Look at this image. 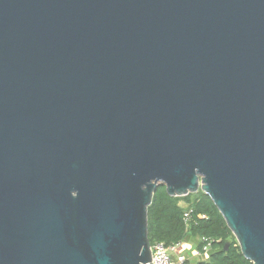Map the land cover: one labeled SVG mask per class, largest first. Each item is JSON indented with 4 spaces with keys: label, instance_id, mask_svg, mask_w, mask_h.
I'll return each mask as SVG.
<instances>
[{
    "label": "water",
    "instance_id": "95a60500",
    "mask_svg": "<svg viewBox=\"0 0 264 264\" xmlns=\"http://www.w3.org/2000/svg\"><path fill=\"white\" fill-rule=\"evenodd\" d=\"M160 185L264 264V0H0V264H152Z\"/></svg>",
    "mask_w": 264,
    "mask_h": 264
},
{
    "label": "trees",
    "instance_id": "16d2710c",
    "mask_svg": "<svg viewBox=\"0 0 264 264\" xmlns=\"http://www.w3.org/2000/svg\"><path fill=\"white\" fill-rule=\"evenodd\" d=\"M181 202L193 209L188 227L182 220L184 207ZM201 214L206 217L200 218ZM201 236H207L214 241L205 258L199 259L197 264H252L242 255L234 235L206 194L198 190L186 196H170L164 185L158 186L148 208L150 244L161 241L168 246L194 238L197 239V247H201Z\"/></svg>",
    "mask_w": 264,
    "mask_h": 264
},
{
    "label": "built area",
    "instance_id": "2783aa9c",
    "mask_svg": "<svg viewBox=\"0 0 264 264\" xmlns=\"http://www.w3.org/2000/svg\"><path fill=\"white\" fill-rule=\"evenodd\" d=\"M193 209L190 206H184L182 213V220L186 227L189 226L192 219ZM200 218H205V214L199 215ZM200 240L202 246L196 250L195 255L197 257L205 256L210 248L211 244L214 241L213 239L207 236H201ZM181 243L176 242L171 245H165L161 241H155L150 244L151 251V263L152 264H190L187 260L186 255L179 251Z\"/></svg>",
    "mask_w": 264,
    "mask_h": 264
},
{
    "label": "crops",
    "instance_id": "0c3cea01",
    "mask_svg": "<svg viewBox=\"0 0 264 264\" xmlns=\"http://www.w3.org/2000/svg\"><path fill=\"white\" fill-rule=\"evenodd\" d=\"M180 243L181 245L179 251H182L186 255L187 260L190 264H194V259L195 263H197L199 259H203V257L205 258L206 255L201 257H197L195 255L196 250H198L200 247H196L194 250H192L191 246L187 243V241H181Z\"/></svg>",
    "mask_w": 264,
    "mask_h": 264
},
{
    "label": "rangeland",
    "instance_id": "374dc122",
    "mask_svg": "<svg viewBox=\"0 0 264 264\" xmlns=\"http://www.w3.org/2000/svg\"><path fill=\"white\" fill-rule=\"evenodd\" d=\"M160 186H163V185H160ZM191 194H193V193H191ZM181 204H182V206L184 207V206H188V205H186L185 203H183V202H181ZM187 243L191 246V248H192V250H194L196 247H197V239H194V238H189L188 240H187ZM197 258V257H196ZM197 260V259H196ZM194 264H197V263H195V259H194V262H193Z\"/></svg>",
    "mask_w": 264,
    "mask_h": 264
}]
</instances>
